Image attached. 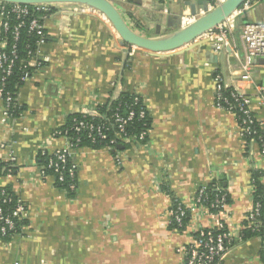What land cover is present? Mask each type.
<instances>
[{
  "label": "crops",
  "instance_id": "1",
  "mask_svg": "<svg viewBox=\"0 0 264 264\" xmlns=\"http://www.w3.org/2000/svg\"><path fill=\"white\" fill-rule=\"evenodd\" d=\"M129 25L159 37L157 26L174 33L192 22L186 0H113ZM199 15L214 0H190ZM186 17L185 21L183 20ZM184 21V22H183ZM264 22V0L234 19L230 45L215 49L202 37L195 47L153 54L124 44L98 11L75 12L59 5L46 26L40 49L44 64L20 86L17 103L25 107L4 118L0 99V160L12 157L17 169L0 175L28 209L22 233L0 235V264H183L177 251L189 245L197 227L225 220L233 235L219 264H264V235L245 237L254 208L253 169L263 172L264 150L247 145L231 111L215 104V73L223 84L251 98L264 127V57H257L252 79H243L242 29ZM129 48V50H128ZM122 92L139 94L152 116L144 145L79 148L78 187L74 195L43 173L39 153L63 145L54 131L75 112L91 113ZM213 179L222 180L231 201L214 217L200 209L182 229L171 227L173 200L193 205V197Z\"/></svg>",
  "mask_w": 264,
  "mask_h": 264
},
{
  "label": "built area",
  "instance_id": "2",
  "mask_svg": "<svg viewBox=\"0 0 264 264\" xmlns=\"http://www.w3.org/2000/svg\"><path fill=\"white\" fill-rule=\"evenodd\" d=\"M225 0H214L213 6ZM262 0H245L239 9L226 21L214 29L208 31L202 37L208 38L214 42L217 51L230 45V35L234 29V19L236 16L251 9ZM59 5H24L13 4L7 2H0V99L4 102V120L6 121L10 114V106L17 101L13 97L11 91L7 90L6 81L12 74L14 68V56H16L17 42L20 39L21 30L25 26L28 27L29 33H32L36 38L35 49L29 53V57L24 61L25 71L22 76V81L25 82L33 76V72L29 68L37 70L44 64V57L41 56L40 49L48 42L46 23L55 8ZM212 6V7H213ZM75 12L84 13L87 11H96L87 7L70 6ZM184 21L186 17H183ZM183 21V22H184ZM11 35L14 44L11 46V54L7 51L9 44L7 36ZM242 41L245 46V62L243 64V79H252V68L257 57H264V22H251L244 25L242 29ZM29 47V46H28ZM133 48H136L133 46ZM215 104L218 108L226 109L237 115L241 111L243 115L240 125L241 136L244 137L246 133H251L252 124L256 119L255 113L252 109L251 98L237 88H228L223 84V79L220 73H215ZM230 89V97L224 92ZM258 91L261 98H264V82L258 86ZM139 96H136V101ZM147 107L143 106L140 110V115L146 114ZM93 120H82L75 125L77 134L87 132L90 135L93 133L106 138V132L109 129L108 121L104 123H95L94 119L100 116L96 110L89 113ZM136 115L135 111L131 110L128 116H123L119 112L114 117V124L116 128V139L121 143H133L131 138L126 135V127L133 120ZM262 129H264L263 125ZM60 130L54 131V137H59L57 134ZM146 132L142 134V137ZM64 138L63 145L50 151L55 156L49 167L52 168L55 179L64 180V169L69 158L73 157L76 151L80 148L78 143L80 138H71L68 135L61 136ZM116 140H112L115 142ZM263 148V146H262ZM264 150V149H263ZM46 152V150H42ZM10 160L14 161L12 157ZM78 164L73 161L68 168L69 176L72 178L70 187L76 191L78 187ZM44 173V170H43ZM205 186L201 187L196 195L193 197V205L188 207L182 201L178 200L177 207L171 211L172 218L175 220L178 228H184V218L188 217V221L196 215L200 209H206L214 217L224 215V208L227 205L225 197L215 199L210 204H206V196L204 194ZM19 204L16 207L13 215L15 217L27 218L28 209L22 199H19ZM212 209H216L215 211ZM13 215H5L0 212V235H5L9 230L15 228V220ZM247 228H251L257 232L264 231V204L255 203L253 210L247 217ZM193 240L187 246H181L177 249L179 253L184 256V262L187 264H219L221 258L226 251L231 247L233 235L228 230L225 220L219 219L215 225L210 227H197L193 232ZM264 258V253H263ZM183 262V264H184Z\"/></svg>",
  "mask_w": 264,
  "mask_h": 264
},
{
  "label": "trees",
  "instance_id": "3",
  "mask_svg": "<svg viewBox=\"0 0 264 264\" xmlns=\"http://www.w3.org/2000/svg\"><path fill=\"white\" fill-rule=\"evenodd\" d=\"M7 42L9 47L7 51L11 54V46L14 44L13 37L9 34L7 36ZM36 38L32 33H29L28 27L25 26L21 30L20 39L17 42V51L16 56H14V68L12 74L7 78L6 87L8 91H11L13 97L17 98L18 91L20 86L24 83L22 81V76L25 71L24 64L25 60L29 57V53L35 49ZM29 46V47H28ZM31 72H35L34 68H29ZM228 97H230V89H226L224 92ZM136 96H139V100L136 101ZM144 102L142 97L139 94L131 93V92H122L117 98L109 99L108 101L99 104L97 107V111L100 113L99 117L94 119L95 123H104L108 121L109 129L106 132V138L99 136L95 133L90 135L87 132H82L77 134L75 125L82 121H91L93 120L92 116L87 113L75 112L67 117L66 123L59 127L60 133L57 136L61 137L63 135H68L71 138H80V142L78 143L79 147H90V148H102V147H110L114 153L118 150V146L121 144L119 139H116V126L114 124V117L116 113H120L123 116H128L131 110L135 111L136 115L133 120L126 127V135L129 136L133 143L136 145H144L148 141L149 131L152 127V116L148 110H146V114L144 116L140 115V110L143 108ZM10 114L13 117L19 116L25 110L24 106H21L15 101L10 106ZM237 120L240 125H243L242 122L243 115L241 111H238ZM252 131L251 133H246L244 138L246 140V144L249 145L251 142L256 141L264 149V129L260 122L257 120L251 125ZM146 132V135L142 137V134ZM112 140H116L112 142ZM125 145H131L130 143H124ZM40 164L43 166V170L45 174H53L52 168L49 167L50 162L55 159V156L46 150L40 151L39 153ZM74 161L73 157L69 158L66 163V168L64 169V180L60 181L56 177L57 186L69 194L74 195L75 191L71 189L70 184L72 183V178L69 176L68 168L72 165ZM17 169V166L14 161H3L0 160V175L12 174ZM263 172L259 169H253V187H254V202L264 204V189L261 182ZM204 194L206 196V204H210L215 199L225 197V202L228 204L231 201L229 192L227 190L226 185L220 179H213V181L205 186ZM20 197L13 192L9 185L3 186L0 188V212L5 215H13L16 207L18 206ZM178 199L174 198L173 200V208L177 207ZM216 210V209H212ZM15 220V228L9 230L4 237L5 239H11L13 236L22 233V226L26 222V218H18L13 215ZM188 222V217L184 218V223ZM175 220L172 218L171 227L178 228ZM179 229H182L179 228ZM250 235H264L263 232H257L252 230L251 228H247L245 231V237ZM184 264H187V260H185Z\"/></svg>",
  "mask_w": 264,
  "mask_h": 264
},
{
  "label": "water",
  "instance_id": "4",
  "mask_svg": "<svg viewBox=\"0 0 264 264\" xmlns=\"http://www.w3.org/2000/svg\"><path fill=\"white\" fill-rule=\"evenodd\" d=\"M245 0H225L213 7L204 9V13L199 15L197 7L190 0H186L191 7V12L195 19L180 30L166 34L165 29L158 25L156 33L159 37H150L139 33L125 19L121 11L113 0H0L13 4L24 5H65L80 6L94 9L102 13L112 24L115 31L122 39L124 44L130 47H137L147 50L153 54H164L186 50L195 47L197 40L204 34L224 23L227 18L232 16ZM128 48V50H129ZM123 147L119 145L118 148Z\"/></svg>",
  "mask_w": 264,
  "mask_h": 264
}]
</instances>
